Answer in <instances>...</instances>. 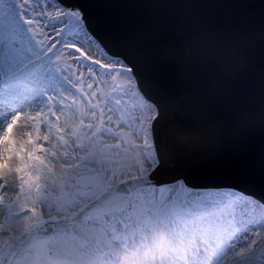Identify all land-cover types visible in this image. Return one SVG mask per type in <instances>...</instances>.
Here are the masks:
<instances>
[{"label": "rangeland", "instance_id": "rangeland-1", "mask_svg": "<svg viewBox=\"0 0 264 264\" xmlns=\"http://www.w3.org/2000/svg\"><path fill=\"white\" fill-rule=\"evenodd\" d=\"M2 80L13 81L1 92L3 108L20 99L10 115L37 118L8 149L13 185L0 194V262L11 224L21 237L76 215L107 186L145 177L157 164L155 106L78 11L68 15L55 0H0ZM6 264H264V209L232 191L182 183L138 189L31 239Z\"/></svg>", "mask_w": 264, "mask_h": 264}, {"label": "water", "instance_id": "water-1", "mask_svg": "<svg viewBox=\"0 0 264 264\" xmlns=\"http://www.w3.org/2000/svg\"><path fill=\"white\" fill-rule=\"evenodd\" d=\"M57 1L80 8L90 33L132 68L158 110L151 175L108 187L67 220L126 189L181 180L264 204V0ZM190 38L202 39L191 46Z\"/></svg>", "mask_w": 264, "mask_h": 264}, {"label": "bare ground", "instance_id": "bare-ground-1", "mask_svg": "<svg viewBox=\"0 0 264 264\" xmlns=\"http://www.w3.org/2000/svg\"><path fill=\"white\" fill-rule=\"evenodd\" d=\"M12 84V80L10 83H7L6 80L0 81V194L6 193L13 185L11 178V169L14 165V156H12L8 149L16 142L14 136H18V134L23 131V129L26 127L27 121L37 118L36 116H33L34 118L30 119L28 116H25V118L23 119V116L21 115L16 119L15 117H12L10 115V113L12 112V108L14 110L18 107L17 109L20 111L22 104L20 103L21 101L19 98L18 103L10 104L12 107H8L7 109L3 108L4 104L7 103L1 98V92L5 89H12ZM20 98H22L21 95ZM20 121H23V123H20ZM8 129H10L9 133H7ZM8 135H10V137ZM20 225L21 221L14 223V226L16 228H19ZM47 225H50V223H48ZM11 227H13V224L9 226V230H6L5 233L11 235L12 244L16 242L18 237L12 236L13 234H11L10 230Z\"/></svg>", "mask_w": 264, "mask_h": 264}, {"label": "clouds", "instance_id": "clouds-1", "mask_svg": "<svg viewBox=\"0 0 264 264\" xmlns=\"http://www.w3.org/2000/svg\"><path fill=\"white\" fill-rule=\"evenodd\" d=\"M198 39H202V38H190V39H189V43H190V45H191V46H195L196 43H197V40H198Z\"/></svg>", "mask_w": 264, "mask_h": 264}]
</instances>
